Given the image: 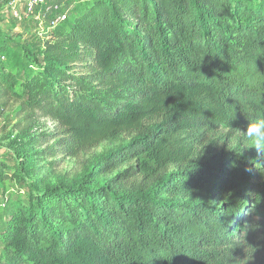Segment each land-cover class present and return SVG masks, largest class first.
<instances>
[{"label": "trees", "instance_id": "trees-1", "mask_svg": "<svg viewBox=\"0 0 264 264\" xmlns=\"http://www.w3.org/2000/svg\"><path fill=\"white\" fill-rule=\"evenodd\" d=\"M50 35L0 46V96L31 142L56 123L37 153L118 144L57 185L29 167L0 264H264V154L243 133L264 119V0H83Z\"/></svg>", "mask_w": 264, "mask_h": 264}, {"label": "rangeland", "instance_id": "rangeland-1", "mask_svg": "<svg viewBox=\"0 0 264 264\" xmlns=\"http://www.w3.org/2000/svg\"><path fill=\"white\" fill-rule=\"evenodd\" d=\"M81 1L83 0H47L48 7L55 4L59 8L48 9L46 6H40L30 13L26 8V0H0V46L7 43L11 50L22 45L46 46L51 40L50 32L61 23L55 18L59 13L66 14L67 19L71 18ZM0 62V67L4 66L3 70L8 72L13 61H9L0 53ZM22 118L20 103L14 98L0 96V228L1 222L8 219V214L19 205L17 200L27 196L34 181L38 179L30 173L29 167L41 168L39 170L41 187L57 185L81 174L84 159L118 144L105 142L80 158L62 154L56 157L43 155L37 151L51 144L47 142V136L57 132L56 123L49 118L38 120L31 131V136H36L41 141L37 144L30 141L32 137L25 136L29 121H23ZM25 162L28 163L26 170L22 167ZM260 222L259 218L255 220L256 225H260ZM257 234L263 239L259 250L264 262V226Z\"/></svg>", "mask_w": 264, "mask_h": 264}, {"label": "clouds", "instance_id": "clouds-1", "mask_svg": "<svg viewBox=\"0 0 264 264\" xmlns=\"http://www.w3.org/2000/svg\"><path fill=\"white\" fill-rule=\"evenodd\" d=\"M246 131H243L249 141V148H255L258 156L264 154V119L249 118Z\"/></svg>", "mask_w": 264, "mask_h": 264}, {"label": "built area", "instance_id": "built-area-1", "mask_svg": "<svg viewBox=\"0 0 264 264\" xmlns=\"http://www.w3.org/2000/svg\"><path fill=\"white\" fill-rule=\"evenodd\" d=\"M47 5H48L47 0H26V8H27V11L30 13H33L40 6H46L48 9H51V8L58 9L59 8V6H55V4L49 7ZM55 19H57L58 22H62L67 19V15L59 13V15Z\"/></svg>", "mask_w": 264, "mask_h": 264}]
</instances>
